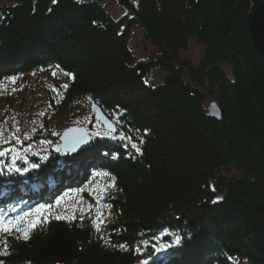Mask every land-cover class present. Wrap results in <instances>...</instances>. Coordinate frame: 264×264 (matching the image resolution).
<instances>
[{"label": "trees", "instance_id": "obj_1", "mask_svg": "<svg viewBox=\"0 0 264 264\" xmlns=\"http://www.w3.org/2000/svg\"><path fill=\"white\" fill-rule=\"evenodd\" d=\"M121 1L117 20L92 0H0V83L53 70L57 115L95 100L117 122L78 153L0 170V264H154L177 236L170 264H264V60L249 30L264 0ZM136 25L158 50L148 60L128 46Z\"/></svg>", "mask_w": 264, "mask_h": 264}, {"label": "rangeland", "instance_id": "obj_2", "mask_svg": "<svg viewBox=\"0 0 264 264\" xmlns=\"http://www.w3.org/2000/svg\"><path fill=\"white\" fill-rule=\"evenodd\" d=\"M4 1L5 3L8 2V0ZM92 1L102 4L112 18L117 20L124 18L130 12L125 1ZM127 1L134 6L138 2L137 0ZM130 35L128 46L131 47L137 60H148L149 57L158 53L156 47L145 37L142 28L138 25L131 29ZM188 44V48L183 50L180 55L188 60L193 67L198 66L204 56V49L196 41L190 40ZM165 76L166 72L156 69L150 76V80L154 84L160 85ZM185 79L191 86L195 88L198 86L196 81L190 79L188 75L185 76ZM63 85L62 79L55 71L42 69L35 70L28 76L12 77L0 83V151H6V155L0 157L1 171H9L8 169L12 167L31 169L30 165L37 164L38 159L46 160L50 157V153H59L55 146L60 141L62 134L72 126L90 130L92 141L95 137L106 138L115 135V132L105 129L101 121L93 117L91 105L95 100L89 104L82 102L79 106H73L68 111L69 113L57 115L54 109L55 104L52 103L59 101V91ZM211 103L213 101L208 102L207 107ZM104 113L116 126L115 118L110 117L106 112ZM102 185L104 186L103 182L97 180L96 189L94 187L89 189V192L94 196L93 198L97 199L99 207L101 206L100 198L97 197H100ZM106 209L109 210L108 207ZM112 216L114 215L109 216L111 220ZM146 250L144 247L141 253H145Z\"/></svg>", "mask_w": 264, "mask_h": 264}, {"label": "water", "instance_id": "obj_3", "mask_svg": "<svg viewBox=\"0 0 264 264\" xmlns=\"http://www.w3.org/2000/svg\"><path fill=\"white\" fill-rule=\"evenodd\" d=\"M249 19L251 40L254 42L255 47L262 54L264 60V1H261V3H257V5L254 6ZM91 106L93 117H96L98 120H100L105 129L110 132H115L117 129L116 126L104 113L102 107L99 106L95 101H93ZM208 111L217 120H221V112L216 102H213L209 105ZM90 133L91 131L85 129L84 127L79 128L72 126V128L67 129L62 134L60 141L55 146V149H59V153H78L79 151L84 150V148L91 143L92 140Z\"/></svg>", "mask_w": 264, "mask_h": 264}, {"label": "snow or ice", "instance_id": "obj_4", "mask_svg": "<svg viewBox=\"0 0 264 264\" xmlns=\"http://www.w3.org/2000/svg\"><path fill=\"white\" fill-rule=\"evenodd\" d=\"M63 87L67 88V85L65 84V85H63ZM131 147L136 149L137 152L140 151V149L137 147V145L135 143H133L131 145ZM5 155H6V151H0V157H4ZM13 163H14V161H13ZM30 167L35 169L37 167V165L36 164H31ZM8 170H9V172L14 171L16 173L23 174V173L28 172L29 168L25 167V168L21 169L20 167H12V168H9ZM62 218L66 219V217H61V216H57L56 217V219H62ZM43 222L44 221L40 217H37L36 220L31 221L29 223V228L34 230V229L37 228L38 225L42 224ZM3 231H4L5 234H9L11 232H16L18 234H21V229L19 227H17V226H13L11 224V222H9V224L4 227ZM22 236H23L24 240H28L29 236H30V232L25 230V231L22 232ZM188 238L189 239L191 238L190 234H189ZM180 241H181V238L179 236H177L170 244H161L159 247H155L154 246V252L159 254V255H157L155 257L154 264H170V260L174 256L175 253H170V252H167V251H164L162 253L161 250L162 249H167L169 247L175 248L177 245L180 244ZM4 252L6 253L7 249H4ZM149 259H152V257H149ZM142 264H148V261L147 260L142 261Z\"/></svg>", "mask_w": 264, "mask_h": 264}]
</instances>
